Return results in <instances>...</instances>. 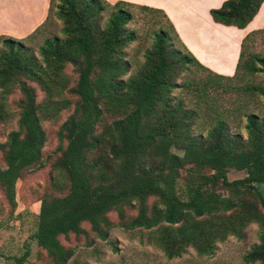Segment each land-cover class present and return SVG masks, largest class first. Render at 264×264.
<instances>
[{"label":"trees","instance_id":"obj_1","mask_svg":"<svg viewBox=\"0 0 264 264\" xmlns=\"http://www.w3.org/2000/svg\"><path fill=\"white\" fill-rule=\"evenodd\" d=\"M57 2L56 16L63 24L65 36L43 41L38 49L41 65L22 43L40 29L47 17L23 39L0 36V120L6 115L5 95L16 89L20 97L16 104L17 129L0 144V188L11 208L15 181L23 171L41 164L45 136L40 122L54 118L72 103L71 113L56 132L60 156L52 166L57 179L50 183L54 190L66 189V193L40 198L30 236L45 252L47 263L66 264L72 256L73 250L64 248L58 236L83 235L80 224L85 222L95 237L104 241L111 229L105 214L115 211L123 220V207H135V216L121 228L152 230L151 239L166 259L179 257L188 248L198 255H211L216 243L227 236L241 239L242 228L256 223L259 243L243 256V261L264 264V119L246 115L243 145L238 137L224 132L223 112H211L214 125L204 139L192 136L195 134L190 124L197 111L203 109L198 104L206 102L202 93L211 79L241 81L235 77L240 66L251 75L264 73V58L249 56L242 62L243 43L248 35L239 45L234 73L217 75L183 46L162 11L138 6L139 10L159 14L167 29L158 27L142 65L134 75L121 81L126 70L122 49L132 39L125 30L132 18L122 7L129 5L107 4L112 11L104 27L98 29L104 0ZM263 2L227 0L208 13L214 23L242 29ZM50 5L49 0L48 11ZM171 38L177 40L181 51L173 48ZM66 65L75 75L72 86L63 73ZM189 65L206 71L210 77L175 83L178 73ZM27 82L37 84L43 94L40 102L35 100V91ZM177 88L191 92L195 110L184 109L181 100L170 95ZM236 89L264 98V88L260 86ZM64 94L72 95L74 102L65 99ZM105 117L109 119L104 133L109 172L99 170L97 162L86 160L105 142L103 136L95 134ZM172 148L180 154L171 152ZM230 169L243 171L245 176L228 181L226 173ZM180 171L187 176L179 188ZM256 184L263 186V194ZM217 189L226 196H216ZM149 197L156 199L150 207L146 204ZM28 255L29 250L25 249L21 256L7 260L23 264Z\"/></svg>","mask_w":264,"mask_h":264},{"label":"rangeland","instance_id":"obj_2","mask_svg":"<svg viewBox=\"0 0 264 264\" xmlns=\"http://www.w3.org/2000/svg\"><path fill=\"white\" fill-rule=\"evenodd\" d=\"M50 2L51 5L44 24L37 32L30 35L22 43V47L30 55L34 56L39 64L41 63V57L38 49L43 41L45 39L60 40L65 36L62 31L63 24L56 16L55 7L58 2L57 0H50ZM101 4L102 10L97 20L98 29L104 27L112 11L109 6L114 3L105 1V3ZM128 5L123 6L122 9L128 11L131 15L132 19L125 25V30L132 35V39L122 49V62L126 70L119 78L121 81H126L134 75L142 65L144 60L143 55L145 51L149 50L153 41V34L158 27L161 26L162 29H167L164 20L159 14L139 10L137 5ZM262 16L263 12L257 20L262 18ZM239 34L242 33L234 32V35ZM243 34L242 37L238 36L240 39L239 45L246 35H248V38L243 43L242 62H245L249 56L264 58V18L257 29L245 31ZM222 38L224 37H220L221 43L229 44L228 40L223 41ZM171 43L175 50L181 51L177 40L171 38ZM63 73L69 80V86H72L75 82V75L71 67L66 65ZM214 74L220 75L218 73ZM236 74L235 77L242 78L241 81L236 82L235 80L237 79L235 78L228 82L211 79L209 84H207L205 91L202 93L205 94L202 99L206 100V102L198 104L203 109L197 111L196 117L191 119V130L195 134L192 135L193 137H196V135H200L203 139L206 137L208 131L214 125L215 118L212 117L213 114L211 113L213 110L225 114V121H222L224 123V132L227 135L238 137L239 144L242 145L246 140V115L254 114L258 117V120L264 119V98L255 93L242 92L236 89L237 87L247 86H260L264 88V73L251 75L245 72L240 66ZM209 77L206 71L189 65L186 71L178 73L174 82L179 84L184 79H194L197 81L205 80ZM27 83L35 91V100L40 102L43 94L38 89L37 84L34 82ZM227 87L232 90H228ZM170 95L176 98V100L180 99L184 109L195 110V100L191 92L177 88L171 90ZM19 98V93L16 89H12L10 93L5 95L4 111L6 115L4 119L0 120V144L5 141L6 135L9 132L17 129L18 109L16 104ZM64 98L74 102V98L70 94H64ZM71 104L68 108L61 110L54 118L43 119L40 122L45 136V142L41 149V164L23 171L20 178L15 181L13 188V208L7 203L3 191L0 188V264H12L7 258L12 256L19 257L25 249L29 250V255L23 264H48L45 252L35 245V242L30 239V236L34 231L35 217L38 213L40 198L48 195L62 196L66 193V189L63 191L54 190L50 186V183L52 180L57 179V175L54 174L52 166L54 161L60 156V152L57 150L58 141L56 132L60 123L71 113ZM108 123L109 119L105 117L95 130V134L103 136L105 142L99 145L97 151L86 157L88 162H97L98 169L102 172L110 171V166L107 164L109 161L105 151L107 138L104 135ZM64 145L62 143L60 148L63 149ZM170 151L180 154V151L174 148ZM1 168H3V160L0 151ZM186 176L187 173L185 171H180L177 179L179 188L182 187ZM244 176L245 173L243 171L233 169L228 170L226 173L228 181L241 179ZM255 187L263 194L262 185L256 184ZM215 193L218 197L226 196V193L219 189ZM155 202L156 199L154 197H149L146 204L150 207ZM123 211V220L118 219L115 211H110L105 214L107 221L111 224V229L104 241L98 240L94 233L90 231L89 225L85 222L80 224V227L84 230L83 235L75 236L68 234L66 237L58 236V242L64 248L73 250L72 256L66 264H250L243 261V256L259 243L258 225L256 223H249L242 228L243 238L237 239L233 236H227L223 242L215 244L211 255H198L192 248H188L179 257L166 259L162 251L151 239L153 238V233H150L152 230H124L121 228L124 222L133 218L136 214L135 207H123ZM251 264L260 263L254 262Z\"/></svg>","mask_w":264,"mask_h":264},{"label":"crops","instance_id":"obj_3","mask_svg":"<svg viewBox=\"0 0 264 264\" xmlns=\"http://www.w3.org/2000/svg\"><path fill=\"white\" fill-rule=\"evenodd\" d=\"M105 1L124 2L162 11L183 46L193 57L203 67L224 76H230L234 71L239 53V37L245 31L257 29L264 18V2L261 3L258 14L244 28L237 29L214 23L209 16L210 9L219 8L227 0ZM48 7L49 0H0V36L17 40L26 37L44 22ZM261 11L263 16L257 20ZM234 32L242 34L234 35ZM221 36H225L229 44L221 43Z\"/></svg>","mask_w":264,"mask_h":264},{"label":"bare ground","instance_id":"obj_4","mask_svg":"<svg viewBox=\"0 0 264 264\" xmlns=\"http://www.w3.org/2000/svg\"><path fill=\"white\" fill-rule=\"evenodd\" d=\"M222 37H224V38H222L223 41H227V38L225 36H222Z\"/></svg>","mask_w":264,"mask_h":264}]
</instances>
